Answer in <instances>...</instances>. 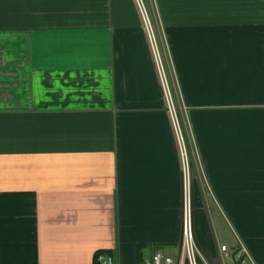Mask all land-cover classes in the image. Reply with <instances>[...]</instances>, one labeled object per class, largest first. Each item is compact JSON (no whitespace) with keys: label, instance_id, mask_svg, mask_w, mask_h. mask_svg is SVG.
Instances as JSON below:
<instances>
[{"label":"crops","instance_id":"crops-1","mask_svg":"<svg viewBox=\"0 0 264 264\" xmlns=\"http://www.w3.org/2000/svg\"><path fill=\"white\" fill-rule=\"evenodd\" d=\"M148 4L187 174L137 0H0V264L179 262L186 193L264 264V0Z\"/></svg>","mask_w":264,"mask_h":264},{"label":"built area","instance_id":"built-area-1","mask_svg":"<svg viewBox=\"0 0 264 264\" xmlns=\"http://www.w3.org/2000/svg\"><path fill=\"white\" fill-rule=\"evenodd\" d=\"M137 3L140 7L142 16L144 18V23H145V26L148 32V36L150 39L153 54H154L156 64L158 67V71L160 74V78L162 80V84L164 87V92L166 96V101L168 103V108L173 118L177 139H178V142L181 144L182 155L185 158L184 172L187 174L189 170V166H188L187 158L185 155L186 153L183 147L184 140H183V136L180 130L178 118L176 116V112L172 104V98L170 99L169 97V92H168L169 86L168 85L166 86L165 84L167 83V79L165 78V74L163 72L164 69L162 67L160 56L158 54V47L156 43L155 34H154V31L151 25V21L148 16V12H147L144 0H137ZM181 249H182V253H181V259L179 262H176L172 257L166 256L163 252L157 251L154 253L151 260L147 264H208L203 259L200 253V250L198 248V245L196 243L192 205H191V200L189 199V196L187 193L183 200L182 247ZM228 250L229 249L227 246H221L220 248V251L225 255H227ZM97 259H98L97 261L100 264H113V259L109 256H104L101 254L97 257ZM239 264H256V263L243 260Z\"/></svg>","mask_w":264,"mask_h":264},{"label":"rangeland","instance_id":"rangeland-1","mask_svg":"<svg viewBox=\"0 0 264 264\" xmlns=\"http://www.w3.org/2000/svg\"><path fill=\"white\" fill-rule=\"evenodd\" d=\"M148 1L149 0H144V3H145V6H146V8H147V11H148V13L150 14V12H149V10H150V6H149V4H148ZM163 72H164V74H165V71L163 70ZM166 74H167V71H166ZM165 78L167 79V77H166V75H165ZM166 84V86L167 85H169L168 84V81H167V83H165ZM163 85V84H162ZM164 88V87H163ZM168 92H169V97H170V99L172 98V93H171V90H168ZM164 94H165V92H164ZM166 97V96H165ZM168 104V103H167ZM172 104H173V99H172ZM176 106V109H177V105H175ZM173 107H174V104H173Z\"/></svg>","mask_w":264,"mask_h":264}]
</instances>
